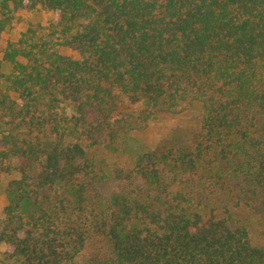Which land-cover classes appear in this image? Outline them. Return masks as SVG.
<instances>
[{"label":"trees","instance_id":"obj_1","mask_svg":"<svg viewBox=\"0 0 264 264\" xmlns=\"http://www.w3.org/2000/svg\"><path fill=\"white\" fill-rule=\"evenodd\" d=\"M36 5L47 24L5 38ZM194 103L196 143L143 152L128 186L103 195L88 148ZM12 172L0 245L17 264H264L246 225L194 185L264 199V0H0V173ZM94 239L104 255L83 258Z\"/></svg>","mask_w":264,"mask_h":264},{"label":"rangeland","instance_id":"obj_2","mask_svg":"<svg viewBox=\"0 0 264 264\" xmlns=\"http://www.w3.org/2000/svg\"><path fill=\"white\" fill-rule=\"evenodd\" d=\"M51 17V12L39 5L19 8L14 12L12 26L4 33V37L15 40L27 27L44 26ZM61 52L72 58L78 57L77 52L71 49H62ZM199 117L200 106L194 103L177 112H157L143 126L131 129L122 136L113 139L107 136L99 138L95 145L88 148V155L109 175L99 187L102 194L112 197L128 186L124 175L139 162L143 152L162 155L168 147L190 149L197 141ZM15 177V172L0 173V207L6 204L8 198L5 191L7 182ZM199 177L196 176L194 185L203 192L201 196L207 197L208 207H212L215 212L221 211L225 205L234 219L246 225L252 243L264 248V199L259 197L245 202L236 194V190L225 192L218 183L212 186L210 181ZM4 249V245H0V264H17L12 258L5 257ZM104 253L105 247L101 241L94 239L83 258L92 254L99 257Z\"/></svg>","mask_w":264,"mask_h":264}]
</instances>
